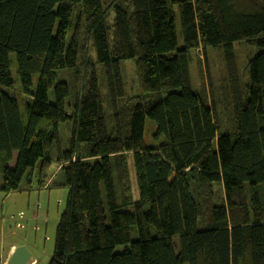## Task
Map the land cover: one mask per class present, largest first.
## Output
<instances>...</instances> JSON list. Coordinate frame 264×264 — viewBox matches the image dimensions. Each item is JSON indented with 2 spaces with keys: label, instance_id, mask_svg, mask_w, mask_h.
<instances>
[{
  "label": "trees",
  "instance_id": "1",
  "mask_svg": "<svg viewBox=\"0 0 264 264\" xmlns=\"http://www.w3.org/2000/svg\"><path fill=\"white\" fill-rule=\"evenodd\" d=\"M112 4L110 25L103 0H0V189L7 194L23 187L43 189L50 186L53 163L64 170L68 202L48 264H264V0ZM78 9L96 61L137 57L146 63L140 95L125 98L121 74L107 79V135L98 130L106 116L102 96L90 94L86 74L83 78L78 72L80 24L68 40ZM234 43L260 50L247 62L251 82L244 105L235 90L236 55L224 57L235 127L223 132L214 104L204 92L192 90L190 53L213 47L223 54ZM11 54L22 91L33 98L25 115L3 89L15 85ZM63 69L70 77L76 74L75 95L82 94L69 106L70 83L57 82L56 73ZM115 115L120 134L115 133ZM147 117L156 127L154 143L145 139ZM69 120L73 133L64 149L59 128ZM128 153L135 163L137 200L127 185ZM108 156L116 185L106 180L101 158ZM217 185L223 197L216 198ZM103 197L107 214L101 223L97 207ZM132 227L138 231L136 240ZM128 242V249L115 252L118 244Z\"/></svg>",
  "mask_w": 264,
  "mask_h": 264
},
{
  "label": "rangeland",
  "instance_id": "2",
  "mask_svg": "<svg viewBox=\"0 0 264 264\" xmlns=\"http://www.w3.org/2000/svg\"><path fill=\"white\" fill-rule=\"evenodd\" d=\"M113 0H103L105 4V15H107L108 22L111 25L114 21L115 15L113 11ZM80 9V7H79ZM79 9L73 12L72 15V25L68 34V40L73 36L76 31L75 26L80 24L79 28V39H80V53L78 57V72L85 79V85H87V91L90 94H100L103 99V107L106 112V116L103 117L99 124L100 134L105 135L109 131L108 128V116L110 115V95L109 88L107 84V79L109 77L121 74L123 78V83H125V98L133 97L141 94V75L144 73L146 68V63L143 59L132 57V59H121L120 61H112L108 64L99 63L94 58V51L92 50L88 32L84 27V23L79 20L77 14H79ZM176 17L175 24L177 25V35H178V49L183 48V38L181 35V23L178 12V7H175ZM260 50L259 47L250 46L247 44L234 43V46L224 47L223 54L217 48H205L200 47L195 51L190 53V80L192 84V90L196 93L204 92L206 95V100L210 105L214 104L215 111L219 114L221 120V130L223 132L230 131L235 127L234 124V113L233 105L231 101L230 91L228 90V81L226 79V67L224 64V57L228 54L236 55V64L238 67V79L235 81V90L238 91V100L240 105L247 103L249 97V84L251 79L248 74L247 62L250 57L255 56ZM11 74L14 78L15 85L12 89H5L6 92L9 91L12 96H14L18 102L20 110L23 115H25V107L27 104L31 103V96L23 93L20 76H18V70L16 65V56L11 54ZM57 82L58 81H68L71 86V92L67 96L66 105H72L78 100L81 92H78V96L75 95L77 83L73 81L76 74H69L68 69L57 71ZM37 79L34 80V88H36ZM81 90L83 89L82 83L79 84ZM78 86V90L79 87ZM1 89V88H0ZM82 95V94H81ZM49 98L53 102L55 97H53V89L49 92ZM77 98V99H76ZM76 99V101H75ZM107 117V118H106ZM115 133H121L120 119L117 115L114 116L113 121ZM73 123L71 120L60 125L59 131L61 134V141L63 143V148L67 149L70 145V140L72 137ZM155 124L153 121L147 117L146 134L145 139L149 143H154L153 132L155 129ZM112 131V130H111ZM264 135V133H262ZM156 142V141H155ZM263 146H264V136H263ZM129 154V153H128ZM126 154V156L128 155ZM52 155L55 159V148L52 150ZM102 163L105 167L106 180L115 183L116 177L114 175V168L112 163V157H102ZM15 160L11 161L13 165ZM129 173L127 184L132 192V197L134 200L139 198V188L136 182L135 174V163L133 155H128ZM57 163H53L49 171L51 175L52 182L49 187H46L44 191L38 193L37 191L23 192V193H12L11 195L4 193L0 189V208L3 206V210L0 211V264L2 253V238H5V244L8 246L12 242H17L18 245H27L32 251V258L36 259L35 264H48L51 259V255L54 250L55 242V232L58 226V220L60 215L67 206V198L69 193V188L66 186V177L63 169L57 168ZM118 174L119 170H118ZM121 176V175H120ZM2 179L0 175V187L2 185ZM25 185V184H24ZM124 186V183H121ZM23 186V185H22ZM118 196L122 197L125 195L121 190L120 183L117 185ZM128 187V188H129ZM125 188V186H124ZM215 196L223 197L224 193L221 186H215ZM221 199V198H220ZM106 198L103 197V201L97 207L98 221L104 223V215L107 214V208L105 206ZM126 209L133 210L132 206ZM48 212H47V211ZM14 220V221H13ZM49 223L47 226H45ZM43 228V230L41 229ZM80 230L85 228V222L81 221L78 226ZM41 229V230H40ZM5 232V235L3 233ZM38 231V232H36ZM131 237L133 240L138 238V231L136 227L131 228ZM3 233V234H2ZM174 241L178 243V238L175 237ZM130 242L118 244L115 248V252H123L130 246ZM17 245V246H18ZM7 264V261L4 263Z\"/></svg>",
  "mask_w": 264,
  "mask_h": 264
},
{
  "label": "crops",
  "instance_id": "3",
  "mask_svg": "<svg viewBox=\"0 0 264 264\" xmlns=\"http://www.w3.org/2000/svg\"><path fill=\"white\" fill-rule=\"evenodd\" d=\"M176 7V6H175ZM195 11H197V14L199 13V11H198V7H197V5H195ZM174 12H175V9H174ZM225 47H227L228 48V46H225ZM231 47H233V45L231 46ZM105 135H107V133L105 134ZM57 166V168H56V170H55V172L58 170V169H62L61 168V166L60 165H56ZM52 180H53V178H52ZM52 180H51V182H52ZM35 191H37L38 193H41L42 191H44L45 190V188H43V189H34ZM34 190H32V191H29V190H27V189H25L24 187H23V189H20L19 191H12V193H17V192H19V193H23V192H29V196H30V193L31 192H33ZM12 193H9V195H11ZM1 210H3V206H1V208H0V211ZM47 211V210H46ZM48 212V211H47ZM14 221V220H13ZM49 223H47L45 226H47ZM44 228V227H43ZM43 228L41 227V229L43 230ZM40 229V230H41ZM36 232H38V231H36ZM3 233H4V235H5V232L3 231ZM2 233V234H3ZM2 242H3V244H2V253H3V256H2V258H1V264H4L6 261H8L9 260V257L11 256V254L14 252V250H15V247L18 245V243L16 242H12V243H10L8 246L5 244V238L3 237L2 238Z\"/></svg>",
  "mask_w": 264,
  "mask_h": 264
},
{
  "label": "water",
  "instance_id": "4",
  "mask_svg": "<svg viewBox=\"0 0 264 264\" xmlns=\"http://www.w3.org/2000/svg\"><path fill=\"white\" fill-rule=\"evenodd\" d=\"M32 257V251L27 245H18L9 257L7 264H27Z\"/></svg>",
  "mask_w": 264,
  "mask_h": 264
},
{
  "label": "built area",
  "instance_id": "5",
  "mask_svg": "<svg viewBox=\"0 0 264 264\" xmlns=\"http://www.w3.org/2000/svg\"><path fill=\"white\" fill-rule=\"evenodd\" d=\"M36 261H37L36 259L31 258L30 261L27 264H35Z\"/></svg>",
  "mask_w": 264,
  "mask_h": 264
},
{
  "label": "clouds",
  "instance_id": "6",
  "mask_svg": "<svg viewBox=\"0 0 264 264\" xmlns=\"http://www.w3.org/2000/svg\"><path fill=\"white\" fill-rule=\"evenodd\" d=\"M32 258V257H31Z\"/></svg>",
  "mask_w": 264,
  "mask_h": 264
}]
</instances>
